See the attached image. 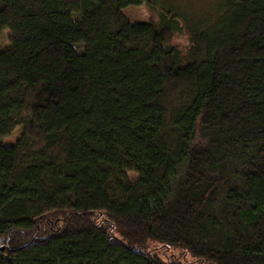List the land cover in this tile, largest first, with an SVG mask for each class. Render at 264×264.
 Instances as JSON below:
<instances>
[{"label":"trees","instance_id":"1","mask_svg":"<svg viewBox=\"0 0 264 264\" xmlns=\"http://www.w3.org/2000/svg\"><path fill=\"white\" fill-rule=\"evenodd\" d=\"M143 1L0 0V264H264V0Z\"/></svg>","mask_w":264,"mask_h":264},{"label":"rangeland","instance_id":"2","mask_svg":"<svg viewBox=\"0 0 264 264\" xmlns=\"http://www.w3.org/2000/svg\"><path fill=\"white\" fill-rule=\"evenodd\" d=\"M223 0H144L140 5L128 6L123 9V13L132 22H143L146 20H156L157 11L149 7L150 3L156 7H163L164 9L177 12L190 20H207L209 16L214 12V9L218 7ZM213 11V12H212ZM212 12V13H211ZM188 40V33L186 30H181L173 34L171 42L179 45L181 48H185ZM8 44V30L5 29L0 34V50H3ZM22 127L17 126L10 134L0 138V144H15L20 140ZM151 244L150 246H160L158 243ZM159 248L156 249L158 255L162 258L171 257L172 255L181 256V251L178 249L167 250ZM171 251V252H170ZM185 258L182 259L186 264H201L190 258L185 254ZM168 257V258H169Z\"/></svg>","mask_w":264,"mask_h":264}]
</instances>
